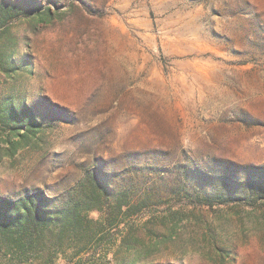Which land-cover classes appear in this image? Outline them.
<instances>
[{
  "label": "rangeland",
  "instance_id": "obj_1",
  "mask_svg": "<svg viewBox=\"0 0 264 264\" xmlns=\"http://www.w3.org/2000/svg\"><path fill=\"white\" fill-rule=\"evenodd\" d=\"M17 4L0 198L92 221L23 264H264V0H0Z\"/></svg>",
  "mask_w": 264,
  "mask_h": 264
},
{
  "label": "trees",
  "instance_id": "obj_2",
  "mask_svg": "<svg viewBox=\"0 0 264 264\" xmlns=\"http://www.w3.org/2000/svg\"><path fill=\"white\" fill-rule=\"evenodd\" d=\"M27 9L24 4L0 6V22L26 16ZM45 16H50L49 8ZM14 111V108L5 110L6 117L12 118ZM32 123V119H22L15 127L28 129ZM44 199L39 193L16 200L0 198V254L7 258L8 263L23 264L29 259L46 263L51 252L55 248L59 250L67 236L75 238L81 228L88 229L91 225L92 221H84L76 213L77 209L52 208L46 206ZM203 201L209 206L217 201L221 204L228 202L222 191L215 198H205ZM122 207L121 203L117 206L118 209Z\"/></svg>",
  "mask_w": 264,
  "mask_h": 264
}]
</instances>
